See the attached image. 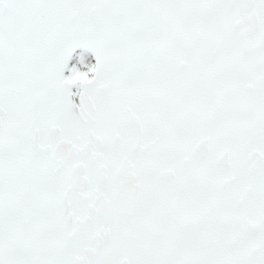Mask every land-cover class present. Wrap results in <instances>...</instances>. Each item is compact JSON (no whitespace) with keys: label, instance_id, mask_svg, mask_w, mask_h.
<instances>
[{"label":"snow or ice","instance_id":"1","mask_svg":"<svg viewBox=\"0 0 264 264\" xmlns=\"http://www.w3.org/2000/svg\"><path fill=\"white\" fill-rule=\"evenodd\" d=\"M0 264H264V0H0Z\"/></svg>","mask_w":264,"mask_h":264}]
</instances>
